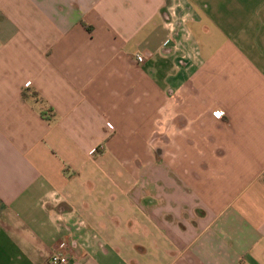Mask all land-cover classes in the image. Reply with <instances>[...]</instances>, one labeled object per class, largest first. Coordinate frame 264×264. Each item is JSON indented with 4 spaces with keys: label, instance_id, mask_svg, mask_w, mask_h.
I'll return each mask as SVG.
<instances>
[{
    "label": "crops",
    "instance_id": "1",
    "mask_svg": "<svg viewBox=\"0 0 264 264\" xmlns=\"http://www.w3.org/2000/svg\"><path fill=\"white\" fill-rule=\"evenodd\" d=\"M62 242L264 264V0H0V264Z\"/></svg>",
    "mask_w": 264,
    "mask_h": 264
},
{
    "label": "built area",
    "instance_id": "2",
    "mask_svg": "<svg viewBox=\"0 0 264 264\" xmlns=\"http://www.w3.org/2000/svg\"><path fill=\"white\" fill-rule=\"evenodd\" d=\"M165 47L171 46V39H168L164 43ZM138 63H143L145 61L142 55H138L136 57ZM108 128L112 129L113 126L110 123H107ZM98 152V149H93L91 154H95ZM69 262V253H68V245L64 242L58 245V248L52 253L49 259V264H68Z\"/></svg>",
    "mask_w": 264,
    "mask_h": 264
},
{
    "label": "rangeland",
    "instance_id": "3",
    "mask_svg": "<svg viewBox=\"0 0 264 264\" xmlns=\"http://www.w3.org/2000/svg\"><path fill=\"white\" fill-rule=\"evenodd\" d=\"M101 149H98V152L100 151Z\"/></svg>",
    "mask_w": 264,
    "mask_h": 264
}]
</instances>
